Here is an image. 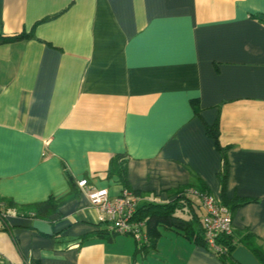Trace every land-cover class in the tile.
I'll return each instance as SVG.
<instances>
[{"label": "crops", "instance_id": "0c3cea01", "mask_svg": "<svg viewBox=\"0 0 264 264\" xmlns=\"http://www.w3.org/2000/svg\"><path fill=\"white\" fill-rule=\"evenodd\" d=\"M263 19L264 0H0V39L30 35L0 43V264H224L174 231L138 252L78 186L118 196L124 156L139 205L200 184L222 198L207 125L225 197L251 202L233 229L264 249ZM71 181L51 236L11 205Z\"/></svg>", "mask_w": 264, "mask_h": 264}, {"label": "trees", "instance_id": "16d2710c", "mask_svg": "<svg viewBox=\"0 0 264 264\" xmlns=\"http://www.w3.org/2000/svg\"><path fill=\"white\" fill-rule=\"evenodd\" d=\"M264 23V19L262 20ZM30 35L23 34L10 38L0 39V43L11 40L29 38ZM197 105L198 103L195 102ZM199 109H197L198 111ZM199 114V113H198ZM207 134L211 137L223 156L224 172L220 174L222 184V203L230 213H233L241 206L251 203L250 201L228 200L225 197L227 185L228 162L226 159L227 148L223 147L219 141V128L217 125L206 126ZM113 174L120 177L125 189L130 190L127 177V158L118 156L113 163ZM71 192L60 199L50 197L47 201L29 205L19 206L11 203L14 208L20 209L23 215L34 220H44L51 224L62 218L61 207L73 199L77 194L74 182H70ZM193 191H198L203 195H212L207 188L200 184L198 186L183 188L178 196L168 203H142L138 206L133 220L142 221L146 224L149 236L148 242L138 243L137 251L143 254L149 253L157 246L163 231H174L189 242L202 246L209 250L206 243L205 232L202 224V197L197 196ZM138 195V193L133 192ZM114 234H117L114 232ZM218 244L224 250L223 253L216 254L224 264H238L232 257V253L240 246L246 247L257 258L260 264H264V249L258 242V238L250 232L233 231L230 235L223 234L218 237Z\"/></svg>", "mask_w": 264, "mask_h": 264}, {"label": "built area", "instance_id": "2783aa9c", "mask_svg": "<svg viewBox=\"0 0 264 264\" xmlns=\"http://www.w3.org/2000/svg\"><path fill=\"white\" fill-rule=\"evenodd\" d=\"M78 186L89 197L93 206L97 207L107 218L110 228L118 235L132 237L138 243L148 242L149 236L146 224L142 221L133 220L140 203V197L128 189L115 197H112L108 189H95L89 186L88 180L78 182ZM202 197L203 229L209 251L214 254L223 253L224 250L218 244V237L230 235L234 231L233 217L220 197L215 195H203L193 191ZM3 223L0 220V228Z\"/></svg>", "mask_w": 264, "mask_h": 264}, {"label": "water", "instance_id": "95a60500", "mask_svg": "<svg viewBox=\"0 0 264 264\" xmlns=\"http://www.w3.org/2000/svg\"><path fill=\"white\" fill-rule=\"evenodd\" d=\"M33 227L44 235L51 236L53 234L52 227L49 223L35 220ZM232 257L238 264H260L257 258L246 247L240 246L233 253Z\"/></svg>", "mask_w": 264, "mask_h": 264}]
</instances>
